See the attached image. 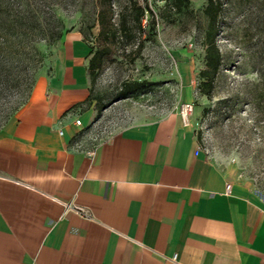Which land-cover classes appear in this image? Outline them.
Segmentation results:
<instances>
[{
  "label": "crops",
  "instance_id": "0c3cea01",
  "mask_svg": "<svg viewBox=\"0 0 264 264\" xmlns=\"http://www.w3.org/2000/svg\"><path fill=\"white\" fill-rule=\"evenodd\" d=\"M64 41L0 130V264H264V201L197 150L178 109L73 141L92 52L78 31Z\"/></svg>",
  "mask_w": 264,
  "mask_h": 264
},
{
  "label": "rangeland",
  "instance_id": "374dc122",
  "mask_svg": "<svg viewBox=\"0 0 264 264\" xmlns=\"http://www.w3.org/2000/svg\"><path fill=\"white\" fill-rule=\"evenodd\" d=\"M135 1L145 9L138 29ZM111 22L130 29L99 34L97 9L107 0H0V130L27 100L35 77L61 61L64 36L79 32L101 49L87 104L92 115L73 141L96 144L132 123L178 109L184 77L193 104L189 120L205 154L264 201V0H216L220 60L207 67V0H110ZM126 20V21H125ZM209 68V69H207ZM132 83L123 92L125 84Z\"/></svg>",
  "mask_w": 264,
  "mask_h": 264
},
{
  "label": "trees",
  "instance_id": "16d2710c",
  "mask_svg": "<svg viewBox=\"0 0 264 264\" xmlns=\"http://www.w3.org/2000/svg\"><path fill=\"white\" fill-rule=\"evenodd\" d=\"M187 0H170V2H173L177 7H180L182 3H185ZM130 5L134 8L135 13V20L137 23L138 29L145 30L146 28H142L141 25V18L144 14L145 9L151 12V9L146 6V8L140 4H136L135 1H130ZM111 2L110 0H107L106 7H100L97 9V20L101 24V28L99 30V34L101 36H105L107 40L115 39L119 34H122L123 32H126L130 28L126 26V22L124 20L120 21V24L115 25L113 22H111ZM205 13L210 18V27L207 32L208 36V45L206 47L205 52V58H206V64L207 67L212 68V70H216L219 64L220 55L218 48L215 44V34H216V28L214 25L215 19H216V13H217V2L216 0H207L205 7H204ZM126 21V20H125ZM154 14L151 12V16L148 20L149 26H154ZM102 48L95 49L88 61V70L89 74L92 80V75L95 73V69L99 66L100 59L102 57L101 54ZM209 69V68H207ZM132 83L125 84V88L123 89V92L130 90L133 88L131 86Z\"/></svg>",
  "mask_w": 264,
  "mask_h": 264
},
{
  "label": "built area",
  "instance_id": "2783aa9c",
  "mask_svg": "<svg viewBox=\"0 0 264 264\" xmlns=\"http://www.w3.org/2000/svg\"><path fill=\"white\" fill-rule=\"evenodd\" d=\"M192 108H193V104L190 101H183L180 103V105L178 107V111H179V114L182 117L183 121H185V122L189 121V116H190V113L192 111ZM75 122L77 124H80L81 123L80 118H76ZM200 147H201V145L197 148V150H199ZM226 189L227 190L230 189V183L226 184ZM66 208H72L79 213H82L84 215H88L87 210H85L82 206H79V205L66 203Z\"/></svg>",
  "mask_w": 264,
  "mask_h": 264
}]
</instances>
